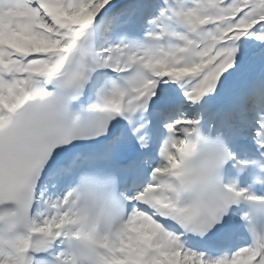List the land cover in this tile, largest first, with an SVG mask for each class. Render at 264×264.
Listing matches in <instances>:
<instances>
[{"label":"snow or ice","instance_id":"6c2138e0","mask_svg":"<svg viewBox=\"0 0 264 264\" xmlns=\"http://www.w3.org/2000/svg\"><path fill=\"white\" fill-rule=\"evenodd\" d=\"M252 148L264 0H0V264H77L100 195L91 264H264V195L216 176Z\"/></svg>","mask_w":264,"mask_h":264},{"label":"clouds","instance_id":"9594fccd","mask_svg":"<svg viewBox=\"0 0 264 264\" xmlns=\"http://www.w3.org/2000/svg\"><path fill=\"white\" fill-rule=\"evenodd\" d=\"M223 169H219L216 176L222 181ZM259 206H253V216L264 227V213L256 211ZM80 219L74 226L75 238L71 242V251L75 255L77 264H91L89 259L90 249L110 232L118 230L120 220L113 214L111 206L100 195L95 199L82 202L80 207Z\"/></svg>","mask_w":264,"mask_h":264}]
</instances>
